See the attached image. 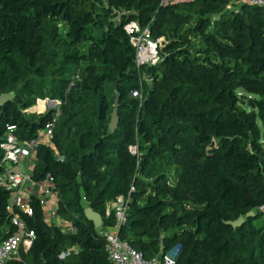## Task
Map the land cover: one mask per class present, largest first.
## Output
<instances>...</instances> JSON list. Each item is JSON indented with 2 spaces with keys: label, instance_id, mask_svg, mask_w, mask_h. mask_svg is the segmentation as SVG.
Wrapping results in <instances>:
<instances>
[{
  "label": "trees",
  "instance_id": "1",
  "mask_svg": "<svg viewBox=\"0 0 264 264\" xmlns=\"http://www.w3.org/2000/svg\"><path fill=\"white\" fill-rule=\"evenodd\" d=\"M130 20L159 38L155 63L135 64ZM9 90L0 143L10 124L20 141L37 136L57 110L54 148L36 142L28 175L51 176L66 221L47 223L30 194L19 215L33 235L12 264H112L99 227L114 226L105 209L118 195L116 234L145 260L175 246L174 264H264V6L0 0V93ZM43 98L59 103L27 109ZM7 197L0 185V240L12 229Z\"/></svg>",
  "mask_w": 264,
  "mask_h": 264
},
{
  "label": "built area",
  "instance_id": "2",
  "mask_svg": "<svg viewBox=\"0 0 264 264\" xmlns=\"http://www.w3.org/2000/svg\"><path fill=\"white\" fill-rule=\"evenodd\" d=\"M180 0H161L162 3L176 2ZM234 2H245L252 5L264 6V0H234ZM124 29L128 34V40L133 46L135 64H152L158 60L157 46L159 38H151L147 26H139L135 20H130L124 24ZM130 95L140 97L135 90H130ZM47 99V98H46ZM55 107L59 103V99H53ZM57 110L51 119L44 123L39 130L37 136L20 141L16 138L12 129L13 124L7 125L3 133V139L0 143L2 149L0 171V185L8 190V197L5 202V209L10 215L12 225L11 232L0 240V264H12V261L18 259V249L20 245L25 249L30 243L33 235L32 230L26 225L25 221L19 213L29 214L31 207L23 196V185L26 181L37 182L41 188V194L38 196L39 203L44 205L48 197L52 198L53 207L49 209V215L55 216V199L56 192L52 187L51 176L46 173L41 180H32L28 171L24 168H17L20 165L21 157L31 156L34 153L36 142L39 138L49 140L52 133V125ZM129 150L133 151L134 146H129ZM109 209L113 210L114 226L110 230L99 229L104 235V250L108 259L112 264H174L176 247L166 250L164 253L154 255L148 260L142 258L139 251L134 250L125 240L118 238L116 234V226L124 220L125 204L120 195L111 200L106 206L105 212ZM257 210L261 211L264 216V204L257 206ZM64 252L60 253L62 255Z\"/></svg>",
  "mask_w": 264,
  "mask_h": 264
},
{
  "label": "crops",
  "instance_id": "3",
  "mask_svg": "<svg viewBox=\"0 0 264 264\" xmlns=\"http://www.w3.org/2000/svg\"><path fill=\"white\" fill-rule=\"evenodd\" d=\"M38 140L42 141V142H47L51 147L54 148L53 143L50 142L49 140L47 141V140H44L43 138H39ZM32 160H33V154L31 156L21 157L20 165H18L16 167L17 168H24L26 171L29 172ZM30 194H36V195L40 196L41 188H40L39 183L31 182V181H26L24 183V185H23V196L27 199L30 196ZM109 203H110V201L107 202L106 206H108ZM51 207H53L52 198L48 197L46 203L44 205H42V210H43L45 221L47 223H55V224H59V225H65L66 224L65 220L61 219L60 217H58L56 215L55 216L49 215V209ZM102 228L108 229V230L112 229L110 226L99 227V229H102ZM67 248H68L67 250H69V249L75 250V249H77V246L71 245V246H68ZM67 250L64 253H66ZM144 264H150V263L145 262Z\"/></svg>",
  "mask_w": 264,
  "mask_h": 264
},
{
  "label": "water",
  "instance_id": "4",
  "mask_svg": "<svg viewBox=\"0 0 264 264\" xmlns=\"http://www.w3.org/2000/svg\"><path fill=\"white\" fill-rule=\"evenodd\" d=\"M12 96H13L12 90L1 92L0 93V104L9 100ZM47 100L53 103V99L47 98ZM116 107H117V96H114L108 122H107V125L110 129L114 128V126L116 125ZM83 213H84V216L92 222V225L94 227H99L101 225L100 215L97 212L93 211L89 206H85L83 208ZM242 219H243L242 216H238L236 219L232 220L231 223L237 224L241 222Z\"/></svg>",
  "mask_w": 264,
  "mask_h": 264
},
{
  "label": "rangeland",
  "instance_id": "5",
  "mask_svg": "<svg viewBox=\"0 0 264 264\" xmlns=\"http://www.w3.org/2000/svg\"><path fill=\"white\" fill-rule=\"evenodd\" d=\"M232 7H236V6L233 5ZM52 107H55V104L51 103L46 98H43V99H36L35 102L32 105H30L27 109H29L30 111H33V112H43L46 109L52 108ZM257 122L260 125L259 119L257 120ZM20 248H22L21 245H20Z\"/></svg>",
  "mask_w": 264,
  "mask_h": 264
}]
</instances>
